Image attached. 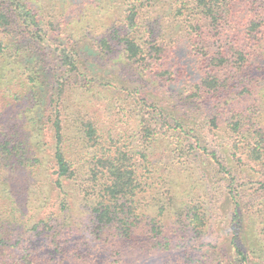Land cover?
<instances>
[{
	"label": "rangeland",
	"instance_id": "obj_1",
	"mask_svg": "<svg viewBox=\"0 0 264 264\" xmlns=\"http://www.w3.org/2000/svg\"><path fill=\"white\" fill-rule=\"evenodd\" d=\"M25 1L39 14L42 38L35 35L38 28L32 21L25 23L8 0H0V10L10 19L9 26L0 28V38L12 43L22 65L16 64L13 75L0 82L4 131L14 140L31 137L33 148H28L37 151L34 154L40 161L38 173L22 178L20 187L13 186L28 214L22 219L21 249L58 261L68 251L86 254L95 231H99L91 215L92 203L83 190L93 184L87 180L86 161L80 157L78 181L68 186L66 202L77 207L71 216L83 226L71 235L63 227L70 211L62 213L61 198L51 189L55 178L54 121L59 109L73 151H82L83 137L88 141L79 130L82 123L100 124L105 132L115 135L145 183L155 185L168 200L173 196L179 204L185 201L196 207L204 219V232L199 235L189 233L190 229L185 232L183 220L172 214L168 233L173 241L163 249L165 254L141 257L133 253L136 255L130 258L135 264H264V163L257 160L252 148L248 151L245 142L239 143L240 150L236 148L241 138L227 125L233 117L227 105L235 97L231 93L245 86L264 85V57H257L252 67L230 80L219 96L203 95L198 86L211 58L193 49L192 43H200L199 34L204 44L221 47V51L234 44L235 29L224 32L219 28L221 21L212 26V19L204 18L197 0ZM131 10L137 14L133 35L145 46L152 41L162 45L165 68L171 72L155 78L148 75L137 62L125 58L121 37L112 41L114 50H102L100 41L105 35L115 37V31L121 34ZM231 10L237 17L232 22L236 29L248 32L250 27L249 33L264 20V9L255 8L250 1ZM194 35L195 41H191ZM63 45L76 47L81 55L77 78L63 79V63L57 55ZM29 75L35 83L27 80ZM245 75L250 79H244ZM33 85L35 90H30ZM178 121L187 125L185 132L175 129ZM205 151L216 153L218 162ZM90 163L93 167L94 162ZM220 163L236 178L234 186ZM105 230L100 229L101 236L113 233ZM235 245L246 260L239 257ZM128 249L138 250L134 245Z\"/></svg>",
	"mask_w": 264,
	"mask_h": 264
},
{
	"label": "trees",
	"instance_id": "obj_2",
	"mask_svg": "<svg viewBox=\"0 0 264 264\" xmlns=\"http://www.w3.org/2000/svg\"><path fill=\"white\" fill-rule=\"evenodd\" d=\"M197 1L199 7L206 14L204 18L212 19V26H218L221 21L219 28H223L224 32L229 28L235 29L234 44L221 51H219L221 47L215 49L213 44H204L199 34H197V39L200 40V43L195 41V35L191 39V41H195L192 43L193 49H198L202 52V56L211 58L209 70L207 69L201 77V84L204 87L200 84L198 90L203 95L206 92L217 97L221 90L230 86V80L239 78L241 73L252 67L257 57H264V20L260 23L259 28L254 29V33L251 31L249 33L250 27H248V32L245 29L241 30L240 27L236 29L232 22L237 17L232 16L231 7L233 9L234 5L239 7L250 1L255 8L264 9V0ZM8 2L15 7L13 12H17L25 23L32 21L36 25L38 31L35 35L42 38L43 29L37 21L39 14L35 7L25 0H8ZM207 3L211 7H208ZM136 16L135 11H129L122 33L120 34L118 30L115 31V37L112 34L110 37L105 35L100 41V46L104 52L112 51L116 48L112 41L121 37V50L125 58L131 62H137L153 78L164 75L170 71L165 68L164 54L166 51L156 41L148 43L147 46L139 43L138 38L133 35L137 28ZM227 16L228 18H226ZM9 25L10 19L7 13L4 9L0 10V28L3 29ZM254 25L258 26L256 22ZM260 28L263 29V32L259 31ZM253 40H256V43H253ZM247 41L250 43L247 44ZM14 51L9 40L0 38V82L9 75H13L16 71V64L19 68L22 66L21 61L18 62L20 56H17ZM59 51L57 55L63 63V79L66 80L67 76L77 78L75 74L81 71L79 51L76 47L66 45H63ZM243 78L249 80L250 76L245 75ZM27 80L35 83L30 75ZM22 86L26 87L27 85L22 84ZM30 90H35V85ZM231 95L235 97L232 99V103L227 105H229L233 117L227 125L234 135L241 138L236 142V148L240 150L239 143L244 144L245 142L248 151L252 148L257 160L264 163V85L256 84V87L251 88L245 86L242 91L233 92ZM56 113L58 115H55L54 121L55 149L53 157L55 178L51 189L57 192L61 198L59 200L62 213L70 211V218L64 221L63 227L66 233L71 235L75 228L83 226L82 223L80 225L72 218L77 207L75 205L72 207L66 202V198L70 195L67 192L68 186L78 181L79 166L81 165L78 158L80 157L82 162L86 161L83 164L88 168L87 180L93 184L87 189L83 187V190L88 201L92 203L93 213L91 215L94 216L93 220L99 231H95L96 237L92 242L91 249L86 254L78 253L79 251H68L63 253L58 261L51 258L35 257L33 253L21 249L22 219L28 214L24 213L25 204L16 198L19 193L14 191L13 186L17 184L20 187L19 182L22 181V178L28 179L34 173H38L37 164L40 161L34 154L37 151L29 149L33 148L31 137H27L28 140L23 138L14 140L4 131L6 125L0 108V264H135L133 258L130 257H134L136 254L141 257L165 254V250L173 241L172 236L168 233V229L171 227L168 220L171 219L172 214L183 220L181 222H183L182 228L185 232H188L189 229L191 230L189 233L195 232L200 235L204 232V219L196 207L188 205L185 201L179 204L172 195L168 200L155 185L145 183L139 169L120 149V142L116 141L112 132H105L100 124L93 121L83 122V128L80 127L79 130L85 134L88 141L85 143L83 137L81 139L84 144L82 151L80 153L77 150L73 151L71 139L67 138V133L63 128L64 119L60 110H56ZM169 116L172 115L169 114ZM171 122L170 117L169 124ZM175 124H178L175 125L177 131L185 132L187 125L184 122ZM101 134L106 135L107 139L104 140L105 138ZM88 145L95 149L94 153L88 150ZM205 152L214 162H218L216 153ZM81 156L85 159H82ZM90 157L91 159H89ZM91 160L94 162L93 167L90 163ZM218 166L230 174V184L234 186L236 178L232 176L225 165L220 163ZM17 185L15 186L17 187ZM100 229L104 231L111 229L113 233L106 232L104 236H101ZM11 237H14V240H9ZM130 242L132 245L127 244ZM133 245L138 249L137 251L128 249ZM160 248V251H155ZM234 249L243 261L246 260L239 246L235 245ZM133 253L136 254L131 255ZM242 260L240 261L242 262Z\"/></svg>",
	"mask_w": 264,
	"mask_h": 264
}]
</instances>
